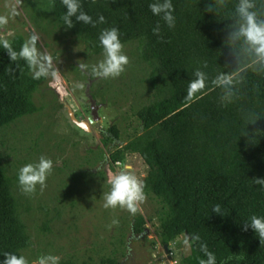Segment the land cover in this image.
<instances>
[{"label":"trees","instance_id":"16d2710c","mask_svg":"<svg viewBox=\"0 0 264 264\" xmlns=\"http://www.w3.org/2000/svg\"><path fill=\"white\" fill-rule=\"evenodd\" d=\"M154 2L83 0L93 20L103 15L105 22L93 27L73 16L68 28L62 0H42L47 15L94 55H101L98 37L104 28L116 27L122 44L134 45L148 93L147 102L134 111L139 128H132L119 147L113 142L121 133L111 126L100 144L111 164L131 153L146 166L144 192L160 203V245L184 236L190 252L181 264H205L207 253L215 264H264V238L244 228L253 215L264 217V190L254 181L264 178V61L239 35L240 0H171L172 28L152 14L148 5ZM254 3L264 20V0ZM157 24L160 30L154 33ZM5 41L17 53L25 43L20 35ZM5 41L0 43V130L39 112L33 95L44 80L33 78L23 58L11 59ZM197 71L205 82L192 94L188 86ZM217 204L219 213L212 211ZM145 223L136 216L131 232L142 234ZM30 246L12 180L0 160V261L3 253L23 255ZM59 264L80 263L63 258ZM100 264L122 263L108 257Z\"/></svg>","mask_w":264,"mask_h":264},{"label":"rangeland","instance_id":"374dc122","mask_svg":"<svg viewBox=\"0 0 264 264\" xmlns=\"http://www.w3.org/2000/svg\"><path fill=\"white\" fill-rule=\"evenodd\" d=\"M47 12L42 0H0V16L7 18V23L0 24V43L14 35L22 36L24 42L35 37L38 51L52 56L58 73V79L43 76L34 93L38 113L0 130L1 165L12 180L31 240L23 256L28 264L47 254L80 264H100L108 257L122 264H181L190 252L189 244L180 236L167 248L160 245L156 236L160 203L152 195L145 193L136 213L104 207V194L110 191L114 175L126 170L141 180L147 170L137 154H124L123 161L111 164L100 144L111 126L121 133L120 140L113 142L119 147L132 128H139L134 111L147 102L148 93L134 45L123 47L129 63L119 77L91 76L102 56L66 33ZM79 63L89 66L81 70ZM87 95L99 105L97 119L86 132L71 122L68 110L86 121L90 117ZM41 155L53 161L46 187L41 191L37 185L34 193L25 194L18 184V170ZM138 215L146 220L145 231L134 235L131 225Z\"/></svg>","mask_w":264,"mask_h":264},{"label":"clouds","instance_id":"9594fccd","mask_svg":"<svg viewBox=\"0 0 264 264\" xmlns=\"http://www.w3.org/2000/svg\"><path fill=\"white\" fill-rule=\"evenodd\" d=\"M66 8V12L62 19L68 28L73 26L71 17H75L77 21L83 22L85 25L91 24L93 27L97 23H104L103 15L98 16L97 20H93L92 16L83 10V0H62ZM150 11L155 16H160L161 19L172 28L175 24L173 15V4L171 0H156L148 5ZM254 0H240L236 5V11L242 20L239 26V35L243 37L245 43L250 47L256 58L264 61V20L258 19V14L255 10ZM7 23V18L0 16V24ZM159 24L153 28L154 33L159 32ZM99 47L101 48V56L95 66L92 67L89 73L94 77L116 78L119 77L125 70V66L129 63L128 56L124 53V45L120 39V32L116 27L104 28L101 30L99 37ZM9 57L15 59L17 56L23 58L30 69L33 71V78L38 79L42 76L51 75L58 79V73L52 64V56L38 51L35 43V37L25 42L19 53L14 51L7 41L4 42ZM88 64L79 63L78 67L81 70L88 68ZM196 79L189 82L188 92L196 93L197 90L204 86V74L197 71ZM224 83H229L224 80ZM53 169V161L50 158L41 155L35 163H26L18 170V184L20 189L25 194H32L36 191L37 185L41 191L46 187V179L51 174ZM255 183L260 185L264 190V178L254 179ZM110 191L104 194L105 208H124L131 213H136L138 206L145 200L144 182L130 171H121L114 175L110 181ZM213 212H220V205H216L212 209ZM113 224L118 223L117 220L112 221ZM251 227L254 232L264 238V217L253 215L250 217V223L244 222V228ZM168 247V246H167ZM203 247V246H202ZM208 259L205 264H215V257L212 253H207ZM60 257L57 255L47 254L41 255L33 261V264H59ZM0 264H28V261L23 255L5 252L3 260Z\"/></svg>","mask_w":264,"mask_h":264},{"label":"water","instance_id":"95a60500","mask_svg":"<svg viewBox=\"0 0 264 264\" xmlns=\"http://www.w3.org/2000/svg\"><path fill=\"white\" fill-rule=\"evenodd\" d=\"M88 97V100L90 102V109H91V112H90V117H88L86 119V121H80L75 115L74 113L71 111V110H68V114H69V117H70V120L71 122L76 125L78 128L84 130V131H90L89 129V125L91 123L94 122V120L97 119V115H96V109L94 107V100L91 98L90 95H87ZM143 181V178L141 179ZM165 248H167V246H164Z\"/></svg>","mask_w":264,"mask_h":264},{"label":"flooded vegetation","instance_id":"af4514ba","mask_svg":"<svg viewBox=\"0 0 264 264\" xmlns=\"http://www.w3.org/2000/svg\"><path fill=\"white\" fill-rule=\"evenodd\" d=\"M98 105H99V104H98ZM98 105H96L95 102H94V107H95V109L97 108ZM89 112H91V109H90V102H89Z\"/></svg>","mask_w":264,"mask_h":264}]
</instances>
